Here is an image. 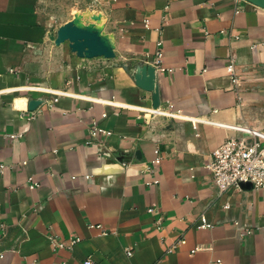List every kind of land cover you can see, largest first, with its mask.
<instances>
[{"label":"crops","instance_id":"1","mask_svg":"<svg viewBox=\"0 0 264 264\" xmlns=\"http://www.w3.org/2000/svg\"><path fill=\"white\" fill-rule=\"evenodd\" d=\"M77 1L100 14L111 56L53 44L43 0H0V264H264V188L221 194L205 166L235 132L218 123L264 130V7ZM157 49L169 115L150 117L134 74ZM93 121L109 133L92 138ZM49 233L80 240L53 250Z\"/></svg>","mask_w":264,"mask_h":264},{"label":"built area","instance_id":"2","mask_svg":"<svg viewBox=\"0 0 264 264\" xmlns=\"http://www.w3.org/2000/svg\"><path fill=\"white\" fill-rule=\"evenodd\" d=\"M254 47V46H253ZM162 51L157 49L154 53L152 65L155 70H163L162 64ZM229 70H233L234 61L230 58L227 62ZM231 80L235 82L237 78L233 75ZM56 100V96L53 98ZM154 117L156 115H169L159 107H152L143 110ZM24 115V113H22ZM105 116V113L102 114ZM27 118H32V113L25 115ZM220 126L231 128L235 131L233 134L226 136L211 152L209 153L208 160L205 164L209 170L213 184L215 185L219 193H225L231 190H243L248 188H264V130L252 128L245 124H228L218 123ZM89 132L93 138L98 132L109 133V130L99 126V123L93 121L90 125ZM16 134H10V137H15ZM157 149L155 148V152ZM159 162V157L155 158V163ZM5 167L0 163V171ZM154 179L152 182H156ZM37 182L33 181L29 183L30 188L36 187ZM225 207L227 204L224 205ZM152 211L153 208H148ZM159 219V218H158ZM156 220L158 223L159 220ZM90 226H96L101 230L102 234L108 231L100 223L90 224ZM212 223L207 219L205 214H201L199 221L196 223L198 228L211 227ZM251 230L248 229L247 233ZM48 241L51 244L53 250L58 248L71 249L74 244L80 240V236H70L67 239L58 238L56 235L49 233L47 235ZM185 239L179 238L171 244L167 251H171L180 244L184 243ZM129 253V251H127ZM3 252L0 250V257ZM63 264V262L61 263ZM83 264H97L91 256H87L83 260Z\"/></svg>","mask_w":264,"mask_h":264},{"label":"rangeland","instance_id":"3","mask_svg":"<svg viewBox=\"0 0 264 264\" xmlns=\"http://www.w3.org/2000/svg\"><path fill=\"white\" fill-rule=\"evenodd\" d=\"M42 6L50 16L49 39L53 44H67L68 48L72 52H75L69 46L68 40H64L62 42L55 41L56 31L58 27L67 22H73V24L80 27H85L87 25L88 29L98 30L101 34L99 35V38H97V42L102 45L105 43H112L111 39L104 35L103 28L100 23V14L85 9V6H83L81 3H78L77 0H43ZM70 40L73 48L75 50H78L80 54L83 55L84 52L87 51L85 45L80 40L75 39L72 36H70ZM104 50L106 52L109 51L107 49Z\"/></svg>","mask_w":264,"mask_h":264},{"label":"water","instance_id":"4","mask_svg":"<svg viewBox=\"0 0 264 264\" xmlns=\"http://www.w3.org/2000/svg\"><path fill=\"white\" fill-rule=\"evenodd\" d=\"M252 2L264 7V0H251ZM101 33L98 30H91L88 29L87 25L85 27H80L73 22H67L62 25H60L56 31V42H62L64 40H68L69 46L73 51H75L80 56H95V55H104V56H111L112 50H111V44L105 43L100 44L97 42V38H99V35ZM105 35V34H104ZM70 36H72L75 39L80 40L86 47L87 51L84 52V54H80L78 50H75L73 46L71 45ZM107 36V35H106ZM104 49H107L109 51H105ZM94 53V54H93ZM154 76H155V68L153 65L150 64H144L135 74L134 79L135 83L145 89L152 91V105L153 107H156L158 105V96L157 92L154 90ZM35 101L31 100L29 107H32V104H34Z\"/></svg>","mask_w":264,"mask_h":264}]
</instances>
